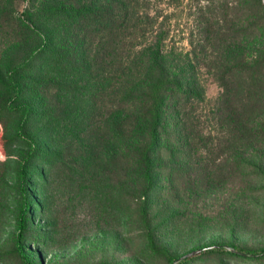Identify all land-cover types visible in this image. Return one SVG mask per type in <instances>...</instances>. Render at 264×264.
<instances>
[{"label": "trees", "instance_id": "1", "mask_svg": "<svg viewBox=\"0 0 264 264\" xmlns=\"http://www.w3.org/2000/svg\"><path fill=\"white\" fill-rule=\"evenodd\" d=\"M177 16L186 45L172 34ZM209 73L227 131L264 142V0H0V124L7 146L26 147L14 237L23 264H34L22 241L29 164L46 155L83 174L103 160L118 184L148 193L158 156L204 142L195 104ZM48 135L56 144L45 150ZM204 246L199 252L264 257V247ZM199 252L166 255L182 264Z\"/></svg>", "mask_w": 264, "mask_h": 264}, {"label": "rangeland", "instance_id": "2", "mask_svg": "<svg viewBox=\"0 0 264 264\" xmlns=\"http://www.w3.org/2000/svg\"><path fill=\"white\" fill-rule=\"evenodd\" d=\"M173 23L174 38L186 45V24L179 16ZM204 79L205 100L195 104L204 142L158 156L148 193H135L134 183L118 184L103 160L83 174L74 164H49L46 155L29 164L22 241L34 264H177L166 253L216 241L264 247V142L252 146L227 131L220 87L211 73ZM44 141L45 150L56 144L49 135ZM25 150L24 144L6 145L0 124V264H23L14 237L23 206L18 161ZM151 236L166 253L153 250ZM199 253L182 264H264V257Z\"/></svg>", "mask_w": 264, "mask_h": 264}, {"label": "water", "instance_id": "3", "mask_svg": "<svg viewBox=\"0 0 264 264\" xmlns=\"http://www.w3.org/2000/svg\"><path fill=\"white\" fill-rule=\"evenodd\" d=\"M210 246H213V245H210ZM204 248H207V247L204 246V247H201V248L194 249V250H192L190 252L185 253L184 255H182V257L185 256V255H189V254L195 253V252H199V251H201Z\"/></svg>", "mask_w": 264, "mask_h": 264}]
</instances>
